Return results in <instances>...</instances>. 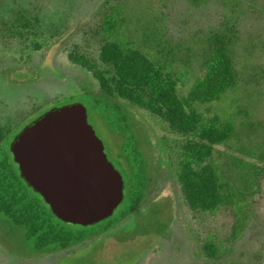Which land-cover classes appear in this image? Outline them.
<instances>
[{"label": "rangeland", "instance_id": "1", "mask_svg": "<svg viewBox=\"0 0 264 264\" xmlns=\"http://www.w3.org/2000/svg\"><path fill=\"white\" fill-rule=\"evenodd\" d=\"M226 26L232 79L216 100L192 101ZM103 90L125 104L149 159L140 211L117 221L123 204L91 225L93 237L54 253L0 222V264H264V0H0L7 149L35 118L79 103L127 184L124 138L85 97ZM206 169L212 197L193 203Z\"/></svg>", "mask_w": 264, "mask_h": 264}, {"label": "trees", "instance_id": "2", "mask_svg": "<svg viewBox=\"0 0 264 264\" xmlns=\"http://www.w3.org/2000/svg\"><path fill=\"white\" fill-rule=\"evenodd\" d=\"M225 29L212 42L203 78L189 94L192 101H202L204 104L216 100L232 79V62L228 55V45L231 40L228 38V33L232 32L233 27L226 26ZM146 66L141 58H136L132 62V71L140 76ZM85 97L88 98L94 113L124 138L122 153H127L129 164L135 172L128 183H124V199L120 206L123 204L125 206L119 213L117 221L125 220L129 215L140 211L147 196L151 179L149 174L144 178L143 173H146L149 159L142 148L140 133L125 104L114 94L104 90L87 92ZM40 117L35 118L16 135L9 149L5 142L12 131L0 128V222L3 226H8L14 235L20 236L25 243L30 244L35 252L54 253L83 243L93 237L94 233L91 232L93 230L91 226L72 225L57 218L49 205L21 176L19 166L12 154V145L19 134ZM210 174L208 169L203 172L201 191L194 188L195 176L190 177L188 174L185 176V189L188 192L192 189L196 190L193 194V203H196L200 193L203 194V199L212 197L213 183L209 178ZM109 218L94 225H99ZM114 222L109 221L104 229L110 230L115 225Z\"/></svg>", "mask_w": 264, "mask_h": 264}, {"label": "water", "instance_id": "3", "mask_svg": "<svg viewBox=\"0 0 264 264\" xmlns=\"http://www.w3.org/2000/svg\"><path fill=\"white\" fill-rule=\"evenodd\" d=\"M22 178L65 223L91 226L112 216L124 182L87 108H54L27 126L12 145Z\"/></svg>", "mask_w": 264, "mask_h": 264}]
</instances>
